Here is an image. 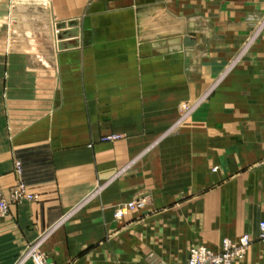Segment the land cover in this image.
Wrapping results in <instances>:
<instances>
[{
    "label": "crops",
    "instance_id": "obj_1",
    "mask_svg": "<svg viewBox=\"0 0 264 264\" xmlns=\"http://www.w3.org/2000/svg\"><path fill=\"white\" fill-rule=\"evenodd\" d=\"M19 179L35 197L10 201L0 264H35L32 243L52 264H187L244 233L233 264H264V0H0L8 198Z\"/></svg>",
    "mask_w": 264,
    "mask_h": 264
},
{
    "label": "built area",
    "instance_id": "obj_2",
    "mask_svg": "<svg viewBox=\"0 0 264 264\" xmlns=\"http://www.w3.org/2000/svg\"><path fill=\"white\" fill-rule=\"evenodd\" d=\"M263 20L259 21L257 27L262 26ZM52 31L56 30V33L60 34V25L57 22L51 24ZM38 30L40 32L41 29ZM48 30V29H47ZM60 31V32H59ZM60 40V36L58 37ZM59 40V41H60ZM58 41V47H59ZM54 45V43H53ZM55 47V46H54ZM185 109L189 112L192 105L184 104ZM112 138V136H108ZM16 169L18 172L22 171V162L16 160ZM35 195L27 190L25 183L19 179L10 189V197L8 198L2 187L0 186V223L8 215L10 201H21L24 198L33 199ZM148 202L147 196L142 195L117 205L115 208V216L122 218L130 210L135 208H143ZM259 238L264 242V218L259 222ZM253 241V237L249 233H244L238 238L233 239L230 237H224L219 249L215 250L204 244H197L190 246L187 257V264H233L236 260L242 259L246 256L248 248ZM29 257L35 264H52L47 257L38 249L36 244H29L22 254V258ZM167 264V263H159Z\"/></svg>",
    "mask_w": 264,
    "mask_h": 264
},
{
    "label": "rangeland",
    "instance_id": "obj_3",
    "mask_svg": "<svg viewBox=\"0 0 264 264\" xmlns=\"http://www.w3.org/2000/svg\"><path fill=\"white\" fill-rule=\"evenodd\" d=\"M184 104H185V101H183L180 105V115H179V118H178V121L181 120L186 113H188V111L185 109L184 107ZM191 106V104H188ZM108 136H112V138H109ZM122 135L121 133L119 132H112V133H109L105 136L102 137L103 140H116L118 138H120Z\"/></svg>",
    "mask_w": 264,
    "mask_h": 264
},
{
    "label": "bare ground",
    "instance_id": "obj_4",
    "mask_svg": "<svg viewBox=\"0 0 264 264\" xmlns=\"http://www.w3.org/2000/svg\"><path fill=\"white\" fill-rule=\"evenodd\" d=\"M52 24H53V22H52ZM61 27V29H58V30H63L64 29V27L65 26H60ZM51 29H52V26H51ZM59 31V32H60ZM52 36H53V41H54V44L56 45V43H58V41H59V39H58V34L56 33V30H54V31H52ZM57 41V42H56Z\"/></svg>",
    "mask_w": 264,
    "mask_h": 264
},
{
    "label": "water",
    "instance_id": "obj_5",
    "mask_svg": "<svg viewBox=\"0 0 264 264\" xmlns=\"http://www.w3.org/2000/svg\"><path fill=\"white\" fill-rule=\"evenodd\" d=\"M60 26H62V24Z\"/></svg>",
    "mask_w": 264,
    "mask_h": 264
}]
</instances>
